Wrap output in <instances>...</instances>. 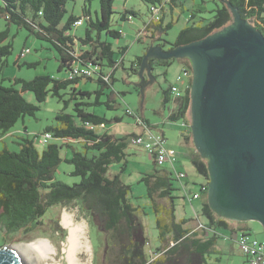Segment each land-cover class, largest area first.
<instances>
[{
    "label": "trees",
    "instance_id": "1",
    "mask_svg": "<svg viewBox=\"0 0 264 264\" xmlns=\"http://www.w3.org/2000/svg\"><path fill=\"white\" fill-rule=\"evenodd\" d=\"M69 1L72 0H2L0 7V14L7 27L0 31L1 69L12 52L11 42L7 41L8 27L15 25L48 43L57 53L58 72H66L65 79L41 75L28 81L14 79L9 86L0 85L2 135L10 133L19 120L34 117L39 105L48 97L63 104L55 116L54 125L36 133L32 138L18 136V151H11L7 147L0 150V226L5 232L4 236L10 235L9 239L13 241L18 234L25 238L44 231L48 210L75 206L89 219L90 225L96 226L104 235L101 264H206L207 255L215 252L216 242L221 237H230L235 233L249 234V228L239 227L243 224L218 217L208 205L206 193L209 174L206 160L195 150L189 126L190 61L149 60V65L167 67L178 61L183 64L181 73L189 75L186 78L188 86L179 96L172 92L173 84L162 90V105L165 108L168 106L169 121L182 120L185 130L180 134L181 139L183 143L193 146L194 155L190 157V162L202 179L198 194L201 198L200 215L206 221L200 222L197 211H194L195 217L176 216V200L184 199L183 195L177 197L174 194L182 190V187L174 185L179 180L177 176L174 177L177 160L171 167L167 163L158 164L152 157L153 163L160 168L140 178L155 216L158 240V245L151 250L153 255L147 256L145 229L138 217L143 212L132 203L130 185L121 180L127 161V149L136 134L117 137L108 133L109 129L108 132L102 131L112 123H119L121 118L107 119L88 111V108L101 105L108 109L114 108V93L111 90L115 81L114 74L127 52V47H117V52L114 51L108 40L122 37L121 31L115 29L112 23L114 0H98L100 12L95 19L91 16L89 0H85L81 16L70 15L63 22L65 5ZM142 1L148 5L150 21L143 23L144 27L137 31V41L148 33L152 38L151 44L165 50L203 39L231 23L232 15L226 2L264 36V0H211L215 5L211 17L197 16L195 11L192 12L188 18L189 24L179 31L173 43L162 40V35L173 24V21H165V16L168 11L172 13L176 7L181 6L182 0ZM167 7L169 10H166ZM196 11L202 12L201 9ZM135 15L134 11L125 10L119 21H133ZM84 23L86 27L83 36L70 34V30ZM26 50L24 56L30 53L29 49H24L18 59L24 57L21 54ZM116 53L120 54V61ZM143 56H136L131 62L130 70L133 73H138ZM85 69L89 70V75L82 74ZM80 81H94L96 89H78L76 85ZM24 92H31L37 104L27 102L23 97ZM125 113L135 119L140 129L153 131L155 128L133 110L128 108ZM138 120L141 124H138ZM45 132L51 133L52 139L47 144H40L39 136ZM64 149L71 150L69 156H62ZM61 162L73 166L69 175L79 178L78 182L68 185L55 180L54 173ZM112 164H121V169L110 176ZM49 222V230L58 235L65 233L56 219H49ZM243 256L250 264L249 258Z\"/></svg>",
    "mask_w": 264,
    "mask_h": 264
},
{
    "label": "rangeland",
    "instance_id": "2",
    "mask_svg": "<svg viewBox=\"0 0 264 264\" xmlns=\"http://www.w3.org/2000/svg\"><path fill=\"white\" fill-rule=\"evenodd\" d=\"M85 0H72L66 3V14L64 15L63 22L67 20L70 15L81 16L82 7ZM182 4L176 7L171 13L168 11L165 16V21H173L172 26L167 30V33L162 35V40L168 43L175 42L179 31L189 24L188 18L191 13L195 11L197 16L205 18L211 17V11L215 5L211 0H182ZM2 6V0H0V7ZM89 9L91 16L95 19L99 16V3L98 0H89ZM201 9L199 13L196 10ZM125 10L134 11L135 16L133 21H119L121 13ZM166 10H169L167 7ZM113 17L112 23L115 29H118L122 33V37L119 39L108 38L112 43L114 51L117 52V47H127V52L123 56V62L119 65L115 71L113 86L111 90L114 93L113 109H108L106 106L101 105L94 108H88L89 112H93L97 115L104 116L107 119H113L114 117H120L119 123H112L108 129L110 133L115 135L131 134L138 131L136 127L135 119L128 116L125 113L126 109H131L140 116H142L149 124L155 126L154 132L160 134L161 131L165 133L166 145L168 148L175 150L177 162L175 164L176 172L179 170L186 176L178 181L174 182L176 187H181L183 182H188V190L182 188L174 192L175 196L182 197L176 200V216L178 218L195 217L193 209L199 213V220L201 223H205V218L200 215L201 200L190 199L193 193H199L200 184L202 183L201 177H199L190 162V158L186 156L187 153L185 146L182 144L181 132L184 129L182 120L169 121V109L168 106L162 105V90L168 89L171 84L180 85L176 81V77L181 73L183 64L175 61L172 65L163 67L155 66L151 72V83L145 86L140 83L138 73H133L130 70L131 62L136 56H143L152 43L150 34H145L137 41V31L139 28H143L144 24L150 21V15L148 11V5L142 0H114L113 1ZM181 11V12H180ZM174 15V17H173ZM6 21L0 14V31L7 29ZM85 23L81 27H74L70 30L71 35L77 37L83 36L85 31ZM8 42H11L12 52L6 58L5 65L0 68V85L9 86L14 79L31 80L36 76L49 75L56 79H65L66 72H58V57L57 53L51 46L36 38L24 28H18L15 25L8 27ZM147 46H145V44ZM167 45V44H166ZM169 46H166V48ZM29 49L30 53L26 54L23 58H19V54L22 50ZM117 60L120 61L121 56L116 53ZM26 64H34L32 67H28ZM145 76V83L149 81ZM144 83V84H145ZM96 83L80 81L76 87L82 90L93 91L96 89ZM144 86V87H143ZM16 87V86H15ZM18 88V87H17ZM141 88V95L140 90ZM23 97L27 102L37 104L34 95L31 92H24ZM63 108L62 102H58L57 99L48 97L46 101L39 105V110L34 117H25L19 120L12 130L18 129L19 135L8 137L2 135L0 137L5 138V143L0 141V150L7 147L11 151H18L19 142L18 136L32 138L36 133L43 132L48 126H52L56 123L55 116ZM70 110V109H69ZM68 112V110H66ZM190 120V112L188 114ZM38 148H41L38 145ZM65 152L70 155L71 150L64 149L62 156ZM126 166L123 168L121 174V180L131 187V200L132 203L139 207L143 214L138 215L142 221L145 229V238L147 245L145 247L146 255H153V250L158 245L157 231L155 229V216L149 206L148 199L146 197V189L140 182L142 175L152 172L157 167L153 163V158L147 154L143 149L132 145H129L127 149ZM121 169V164H112L109 169L110 176L115 175ZM73 170V166L61 162L56 172L54 173L55 180L63 182L68 185H72L79 181V178L70 176V172ZM176 177V174L174 175ZM182 191V192H181ZM185 201V202H184ZM185 207V210L183 207ZM66 213L72 219L74 225L82 224L85 226V238L90 246L89 251H80L77 253L78 264H101L103 255V233L96 227L91 226L89 219L80 212L75 206L61 207L59 209H50L45 215V221L47 225L45 230L34 233L28 237L23 238L18 234L15 240L10 241L9 236H4V230L0 226V247L19 246L21 255L25 258L28 264H68L66 259V244L68 229L63 224V214ZM49 219H56L59 225L65 230L64 234H57L54 231L49 230ZM76 223V224H75ZM249 227V236L255 238L258 241H264V229L262 225L257 221L240 222ZM197 227V221H195ZM224 233V232H223ZM224 234L229 235L228 232ZM232 241H237L239 238L238 233L230 236ZM39 242L42 245H49L52 251L48 254H43L39 257L37 249L26 247L28 244ZM47 242V243H46ZM231 242V240H229ZM228 242V243H229ZM44 243V244H43ZM220 252H212L206 257V264H237L238 257L233 255L230 246L226 245L218 249ZM37 251V252H36ZM83 252V253H82ZM80 254V255H79Z\"/></svg>",
    "mask_w": 264,
    "mask_h": 264
},
{
    "label": "water",
    "instance_id": "3",
    "mask_svg": "<svg viewBox=\"0 0 264 264\" xmlns=\"http://www.w3.org/2000/svg\"><path fill=\"white\" fill-rule=\"evenodd\" d=\"M226 5L231 23L170 50L151 44L137 75L145 86L152 81L149 60L190 61L189 126L193 146L206 160L208 205L220 218L257 221L264 229V36ZM0 264L28 262L4 246Z\"/></svg>",
    "mask_w": 264,
    "mask_h": 264
},
{
    "label": "built area",
    "instance_id": "4",
    "mask_svg": "<svg viewBox=\"0 0 264 264\" xmlns=\"http://www.w3.org/2000/svg\"><path fill=\"white\" fill-rule=\"evenodd\" d=\"M76 24L79 25L80 22H76ZM26 52L27 50L22 52L21 55L24 56ZM82 72V74L89 75V70L87 69ZM187 76L189 75L183 72L177 75L176 81L178 83L180 82V85H172V92L175 96H179L181 91L186 90L188 86L186 84ZM138 124H141L139 120ZM51 139V133L45 132L44 134L39 136L38 142L40 144H47L48 141ZM132 145L143 149L147 154L152 156L154 160L160 165L167 163L168 165L173 167V164H175L177 160L175 150L168 148L166 146V141L164 137L161 134L153 132L152 130L146 128L141 129L140 133H137L136 137L132 140ZM176 176L177 178H179V180H181L185 177V174L182 172H176ZM198 197L199 194L195 193L191 196L190 199H197ZM199 227H201V225ZM237 246L239 252L249 258L250 264H264V242H259L256 239H252L249 234L240 233L239 238L237 240Z\"/></svg>",
    "mask_w": 264,
    "mask_h": 264
},
{
    "label": "bare ground",
    "instance_id": "5",
    "mask_svg": "<svg viewBox=\"0 0 264 264\" xmlns=\"http://www.w3.org/2000/svg\"><path fill=\"white\" fill-rule=\"evenodd\" d=\"M63 224L68 229L67 244H66V259L68 264H78L77 253L80 251H89L90 246L85 238V226L82 224L74 225L72 219L66 213L63 214ZM76 224V223H75ZM47 243V242H46ZM44 244V243H43ZM26 247L37 249V254L41 257L43 254H48L52 251L49 245H42L39 242L28 244ZM10 249L21 255L19 246H11ZM83 253V252H82ZM80 255V254H79Z\"/></svg>",
    "mask_w": 264,
    "mask_h": 264
},
{
    "label": "crops",
    "instance_id": "6",
    "mask_svg": "<svg viewBox=\"0 0 264 264\" xmlns=\"http://www.w3.org/2000/svg\"><path fill=\"white\" fill-rule=\"evenodd\" d=\"M147 44L148 43H146L145 44V46H147ZM143 118V117H142ZM144 119V118H143ZM136 127L138 128V131H136V132H134V134H137V133H140V128L136 125ZM108 127H106L105 129H103L102 131H107L108 132ZM19 131H18V129L16 128L15 130H12L10 133H8L7 134V136L8 137H13V136H15V135H19V133H18ZM154 132V131H153ZM108 133H110V130H109V132ZM156 133V132H155ZM110 134H112V135H114V136H123V135H127V133H125V134H121V135H115L114 133H110ZM132 134V133H131ZM160 134H162L164 137H165V133L163 132V131H161V133ZM165 139H166V137H165ZM0 141H3L4 143H5V138L4 137H0ZM6 144V143H5ZM182 144L185 146V148H187V150H186V156H188L189 158L191 157V156H193L194 155V149H193V146L192 145H190V144H185V143H183V141H182ZM135 146V145H134ZM167 146V145H166ZM137 147V146H136ZM168 147V146H167ZM67 154H68V152H66L65 153V155L67 156ZM152 157V156H151ZM176 168V167H175ZM179 172H181L180 170H179ZM186 176V175H185ZM182 188H184L185 190L187 189L188 190V192H189V188H188V182H183V185L181 186ZM182 192V191H181ZM184 196V195H183ZM201 198L199 197V198H197L196 200H200ZM185 202V201H184ZM183 207V209L185 210V207L184 206H182ZM193 211H195L194 209H193ZM184 218V217H183ZM200 224V223H199ZM246 227V228H249L247 225H245V224H243V225H239V227ZM229 240H231V242H229ZM233 239H231V237H221L217 242H216V245H215V252L217 253V252H220L218 249L220 248V247H224V246H230V248H231V250H232V252H233V255L234 256H236V257H238V262H237V264H249L248 263V260L243 256V255H241V253L239 252V250H238V246H237V243L235 242V241H232ZM229 242V243H228ZM260 242H264V241H260Z\"/></svg>",
    "mask_w": 264,
    "mask_h": 264
},
{
    "label": "flooded vegetation",
    "instance_id": "7",
    "mask_svg": "<svg viewBox=\"0 0 264 264\" xmlns=\"http://www.w3.org/2000/svg\"><path fill=\"white\" fill-rule=\"evenodd\" d=\"M155 61H156V62H159V61H157V60H155ZM155 66H159V64H153V65H152V70L154 69Z\"/></svg>",
    "mask_w": 264,
    "mask_h": 264
}]
</instances>
